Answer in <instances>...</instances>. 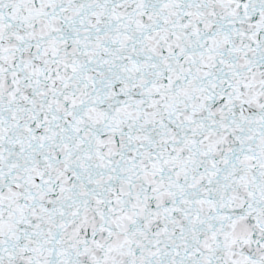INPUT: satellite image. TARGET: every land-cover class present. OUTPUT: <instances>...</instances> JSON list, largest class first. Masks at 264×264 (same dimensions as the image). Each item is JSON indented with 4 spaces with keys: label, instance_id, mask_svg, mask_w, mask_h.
<instances>
[{
    "label": "snow or ice",
    "instance_id": "1",
    "mask_svg": "<svg viewBox=\"0 0 264 264\" xmlns=\"http://www.w3.org/2000/svg\"><path fill=\"white\" fill-rule=\"evenodd\" d=\"M0 264H264V0H0Z\"/></svg>",
    "mask_w": 264,
    "mask_h": 264
}]
</instances>
